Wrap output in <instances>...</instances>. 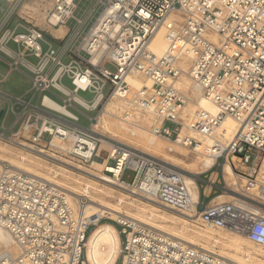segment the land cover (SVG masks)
I'll return each instance as SVG.
<instances>
[{"label": "built area", "instance_id": "2783aa9c", "mask_svg": "<svg viewBox=\"0 0 264 264\" xmlns=\"http://www.w3.org/2000/svg\"><path fill=\"white\" fill-rule=\"evenodd\" d=\"M50 2L43 29L18 16L25 26L16 25L11 30L14 10L0 20V54L9 74L26 70L33 76L28 100L0 92V102L7 107L5 116L11 113L14 119L9 129L1 122L0 141L32 155H52L58 164L72 162L90 168L94 162H102L101 174L113 179L107 183L113 189L132 192L170 211H185L192 204L183 171L93 129L104 110V99L116 90L127 99L133 91L125 78L140 75L149 87L133 93L134 105L155 114L161 122L157 134L168 140L194 148V138L186 135L178 139L183 129L210 137L226 117L234 121L236 131L224 140L226 145L209 171L223 170V164L229 162L244 183L225 190L230 198L225 203L211 204L210 200L204 204L199 195L195 211L202 225L245 235L264 248V181L252 175L256 155H264V0ZM84 2L85 15L78 18L75 14ZM173 14L183 20L177 29L170 26L175 21H169L165 50L155 55L149 45ZM70 22L74 28H68ZM18 28L23 32H16ZM60 28L65 34L56 37L52 31ZM44 36L57 41L58 50L46 43ZM11 43L16 50L9 47ZM41 43L48 46L45 52ZM183 56L191 58L190 81L200 87L205 101L218 109L215 115L198 112L187 124L182 116L189 100L175 88L182 75L176 62ZM28 58L37 62L32 64ZM82 75L87 79L84 85L78 82ZM64 78L69 80V89L62 85ZM80 93L93 95L92 102L77 100ZM54 104H59V109ZM74 105L97 112L88 118V127L78 125V117L71 112ZM166 123L174 124L175 129L165 127ZM14 125H18L15 131ZM44 135L48 140H43ZM215 140V148L221 146L219 139ZM53 142L59 147L51 148ZM233 159L248 171L238 172ZM128 169L133 178L127 184L122 177ZM195 183L198 187L199 180ZM86 202L80 198L81 205ZM102 221L110 223L120 238L121 264H233L137 221L103 219L99 223ZM95 228L88 217L74 211L64 189L28 177L0 161V235L9 237L17 249L16 255L0 250V264H88L85 243Z\"/></svg>", "mask_w": 264, "mask_h": 264}, {"label": "bare ground", "instance_id": "6f19581e", "mask_svg": "<svg viewBox=\"0 0 264 264\" xmlns=\"http://www.w3.org/2000/svg\"><path fill=\"white\" fill-rule=\"evenodd\" d=\"M40 17L41 21L47 19L46 12L40 14ZM172 20L175 23L170 24V26L177 29L183 17L173 14L167 18L166 26L155 33L149 45V51L153 54L158 56L163 54L166 47V28L169 27V21ZM51 21L56 22L55 18H51ZM53 33L56 37L61 36L65 30L60 28ZM190 66L191 58L189 56H183L176 62V67L182 71V75L181 80L175 82V88L180 92L184 90L190 96L189 98L182 92L189 100L183 113L186 109L187 113L189 112L193 117L198 112L217 114V107L206 102L200 87L190 81L188 75ZM125 80L131 88L135 89V92L143 87H149V83L140 75H128ZM78 82L80 85H84L87 79L82 75L78 77ZM132 95L133 93L124 99L122 93L116 90L103 105L104 110L97 117V123L93 125V129L103 135L108 133V137L109 135L114 138L117 135L121 136L123 140L120 144L131 145L133 147H128L141 153L151 156L150 153L136 149L135 145L142 146L141 149H149L154 154L158 153L162 157V161L183 171L187 193L192 204L185 211H170L164 206H156L153 204L154 202L142 200L132 192L125 193L113 189L107 184L113 179L101 174L102 168L105 167L102 162H94L90 168H80L72 162L58 164L52 155H41L40 158L28 156L27 152L20 154L19 150L22 149L8 146L5 142L0 143V161L8 162L12 168L21 171L28 177L43 180L64 189L70 198L74 211L85 215L91 223L96 225L85 243V256L88 264H116L117 262L120 253V238L110 223H99L103 219L137 221L164 235L210 253H214L213 248H218L220 251V255H218L233 264H264V248L250 242L245 235L223 229L212 230V228L204 225L206 230L199 232L195 226V223L200 222L199 214L195 211V204L198 203L199 198V188L195 183L198 179L197 176L209 171L215 164L218 154L226 145L224 140L230 139L237 129L234 121L230 117H226L214 131L213 136L210 137L199 136L193 132L188 133L183 129L178 139L181 140L189 134H194L200 138L189 136L194 138L197 144L194 148H186L175 141L158 135L161 122L157 120L153 112L144 111L135 106ZM76 99L82 103L85 102L80 97H76ZM45 102L48 100L46 99ZM52 106L59 109V104ZM123 113L126 114L125 117L122 116ZM182 118L184 124L191 121V119H184L183 116ZM112 137L109 138L113 139ZM216 138H219L221 143V146L217 148L213 145ZM160 139L170 143V146L165 148ZM130 142L131 144H129ZM56 147H59L58 142H53L51 148ZM184 148L188 150H183ZM175 155H179L180 158L175 157ZM189 160L193 163H188ZM233 161L235 162V159ZM222 172L225 190H234L239 187V182L244 181L233 172L229 162L223 164ZM214 176V173L212 176L210 175L212 177L210 181H213ZM257 178L264 181V159L260 165ZM209 189L210 186H207V193ZM225 190L215 199H212L211 204L228 202L230 200L229 193ZM115 191L121 196H115ZM80 198L88 199L85 205L80 204ZM108 199L114 200V203L108 202ZM249 245L253 246L255 251H250ZM2 249H7L13 255L17 254V249L12 244L11 239L3 234L0 235V250Z\"/></svg>", "mask_w": 264, "mask_h": 264}, {"label": "rangeland", "instance_id": "374dc122", "mask_svg": "<svg viewBox=\"0 0 264 264\" xmlns=\"http://www.w3.org/2000/svg\"><path fill=\"white\" fill-rule=\"evenodd\" d=\"M50 1L51 0H25L22 2L23 4H25L24 9H22V11L20 13H19V11H17L16 13L19 14L20 16L24 17L26 20L31 21L33 24L40 27L41 29H43V20L41 21L40 14L44 13V11L46 12L47 9L50 8V3H51ZM86 4H87V2H84L81 5L80 10L77 11V13L75 14L76 17L82 18L85 15V11L87 8ZM0 9H2L4 13H6L9 8L4 1H0ZM4 13H0V20L3 19V16L5 15ZM14 17H17V16L14 15ZM94 18H95V16L90 19V21L87 23V25L81 31L82 32L81 36H83L86 33V31L89 29ZM23 24L24 23L22 21H19L18 19L13 18L10 25H9V28L12 30L15 28L16 25H23ZM68 28L69 29L74 28V22H70L68 24ZM16 32L21 33V32H23V30L18 28ZM63 35H61L60 37H63ZM81 36L79 37L75 46H77V44L79 43ZM43 38H44V41L46 43L52 44L53 49L58 50L59 44L57 41L52 40L48 36H44ZM9 47L12 50H16V46L13 45L12 43L9 45ZM41 48H42V51L45 52L48 49V46L45 43H41ZM0 56H1V54H0ZM28 60L32 64H35L37 62L34 58H28ZM106 68H108L111 71H114L113 67H111L110 65H106ZM8 70H9V67L6 64L5 59L3 60V58H2V60H0V92L9 96V97H12V98L13 97H18V98L24 97L25 100L30 99L31 93L29 91H30L31 85H32L31 79L33 78L31 73L27 72L26 70H22L21 72L20 71L19 72H17V71L12 72L8 76H6ZM62 85L68 89L71 87L69 80L67 78H64L62 80ZM106 90H107V88L105 89V91ZM132 91H133V93L135 92V89L133 87H132ZM181 91L190 98V96L184 90H181ZM79 97L82 98L87 103H91L93 100V95H91L89 93H80ZM107 100L108 99H104L102 105L105 104V102ZM57 103L61 104V101L58 100ZM74 108L75 109H71V112L76 117H78V119H79L78 125L81 127H88L90 124L88 118H94L97 115V112H88V111L84 110L83 108H80L76 105H74ZM101 108L98 110H102ZM6 109H7L6 105L2 104L0 102V133L2 132V128H1V122L2 121H4L3 125H4V128H6V129H9V127H11V125L13 124V121H14L13 115L11 113L6 114V116H5ZM125 115H126L125 113L122 114L123 117H125ZM183 117H184V119L185 118L191 119V120L194 119V117L191 116L189 114V112L187 113L186 109H185V112L183 113ZM17 127H18V125H14L12 127V130L15 131L17 129ZM165 127L169 128L170 130L175 129V125L172 123H166ZM106 136H108V133H106ZM189 136L200 139L198 136H196L194 134H189ZM109 137H112V136L109 135ZM112 138L115 139V141H117L119 143L123 140V139H121V136H118V135H117V137H115V138L112 137ZM216 139H219V138H216ZM43 140H45V141L48 140V136L44 135ZM2 142L3 141H0V143H2ZM160 142L164 145L165 148L170 146L169 145L170 143H168L164 139H160ZM129 144H131V142ZM7 145L11 146L9 144H7ZM128 146L133 147L131 145H128ZM135 147H136V149L138 148V150H140V151L143 150L142 152L150 153L152 157L162 161V157L158 153L154 154L153 151L146 149V148L141 149L142 146H139V145H135ZM183 150H188V149L184 148ZM23 152H25V151L19 150L20 154H22ZM165 152H166V150H165ZM183 152H185V151H183ZM27 154H28V156H31V157L36 156V155L29 154V153H27ZM38 157L41 158V156H38ZM175 157L180 158L179 155H175ZM263 159H264V155H256V161L254 163V167H253V171H252L253 177H257V175L259 174L260 165H261ZM188 163L191 164V163H193V161L189 160ZM84 168H86V167H84ZM213 172H215V171L214 170L213 171H207V172L201 173L197 176V178L199 180L198 188H199L200 202L201 203L204 202V204H207L210 200L219 196L226 189V186H225V183L223 180V173L220 170V168L217 169V172H218L217 178L214 177L212 179L213 181H210V179L212 178V177H210V175L212 176ZM132 178H133V171L128 169L125 171V173L122 177V181L124 183L128 184L131 182ZM257 180H258V178H257ZM209 181H210V183H209ZM243 183H244V181L239 182L238 186H242ZM207 186H211L212 189L210 190V192L208 191L209 193L205 192V194H207V197L205 198L204 197V191L207 190ZM114 195L115 196H121L117 191L114 192ZM86 200H88V199H86ZM108 202L114 203V200L108 199ZM102 223H103V221H102ZM195 226L197 228L196 230L199 232H204L206 230L203 227V225L201 224V221L195 223ZM117 228L119 229L118 226H117ZM91 230H92V228L89 229V232ZM212 230H215V229H212ZM88 234L89 233H87V235ZM250 248H251L250 251H255V249H253V246L252 247L250 246ZM212 250L214 251V253L216 255H218V254L220 255V251L218 250V248H213ZM116 264H121L119 259L117 260Z\"/></svg>", "mask_w": 264, "mask_h": 264}, {"label": "crops", "instance_id": "0c3cea01", "mask_svg": "<svg viewBox=\"0 0 264 264\" xmlns=\"http://www.w3.org/2000/svg\"><path fill=\"white\" fill-rule=\"evenodd\" d=\"M0 1H4L6 4H7V6H8V11L6 12V13H4V12H2V13H4L5 15L8 13V12H10V11H12V10H14V14H13V16H12V19L13 18H16V19H18V16H20L19 14H17L16 12L17 11H19V13L22 11V9H24V4L23 3H21V0H0ZM25 1V0H24ZM22 4V5H21ZM20 6H23L22 8L20 7ZM0 10H2V9H0ZM1 13V12H0ZM4 15V16H5ZM14 15L15 16H17V17H14ZM4 16H3V18H4ZM19 20V19H18ZM20 21V20H19ZM27 22H31V21H28L27 20ZM32 23V22H31ZM23 26H25V24H23ZM59 30V29H58ZM57 31V30H56ZM54 31H52V33H53ZM54 34V33H53ZM56 36V35H55ZM57 37H60V36H57ZM2 58H3V60L5 59L4 57H2V55L0 56V60H2ZM8 66V65H7ZM9 75V70L7 71V75L6 76H8ZM233 161V160H232ZM233 163L235 164V167L237 168V170H238V172H240V173H245V172H247L248 171V169H247V167H243V166H241V165H239V161L237 160V159H235V162L233 161ZM220 168V167H219ZM218 169V168H217ZM217 169L215 168V172H213L214 174H215V178H217V176H218V172H217ZM220 170H221V168H220ZM222 171V170H221ZM212 173V174H213ZM223 173V172H222ZM205 192H206V190L204 191V197L205 196H207V194H205ZM209 192H210V190H209ZM208 192V193H209ZM199 195H200V193H199Z\"/></svg>", "mask_w": 264, "mask_h": 264}]
</instances>
